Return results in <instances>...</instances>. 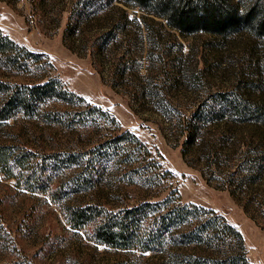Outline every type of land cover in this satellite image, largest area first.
Returning <instances> with one entry per match:
<instances>
[{"label":"rangeland","instance_id":"1","mask_svg":"<svg viewBox=\"0 0 264 264\" xmlns=\"http://www.w3.org/2000/svg\"><path fill=\"white\" fill-rule=\"evenodd\" d=\"M73 3L74 0H0V30L15 42L42 53L50 62L49 66L31 72L4 71L1 78L30 83L47 76L57 77L67 90L113 116L118 124L116 132H132L171 175L154 189H142L130 182L119 184L117 166L102 160L101 165L93 164L98 167L95 187L70 189L67 181L75 169L57 167L48 155L83 152L88 146L86 139L109 133L110 124L99 122L98 128H90L84 136L21 112L0 119V144L11 146L14 154L21 150L31 152L27 166H10V172L0 168V263L168 264L172 246L163 251L139 252L104 245L95 241L91 233L97 218L75 227L68 220V210L87 203L116 210L117 205L128 204L135 198L153 194L159 198L173 189L178 201L220 213L239 231L248 262L264 264V123L223 118L206 121L181 156L183 135L172 130L168 120L149 103L145 87L143 92L137 90L139 96L129 103L121 84L110 82L108 55L97 65L80 47L78 35L73 37L72 47L63 43L61 31ZM120 5L131 20L117 33V51L125 45L132 60L130 65L139 74L148 66L153 73L152 82H164L168 88L164 97L178 103L180 110L192 108L209 91L225 89L248 92L256 104L264 103V39L253 41L254 47L249 49L257 57H248L249 51L242 44L244 37L236 45L213 51L204 43L206 34H178L161 20L159 42L167 46L173 33L181 45L182 56L172 57L176 55L174 45L166 50L153 46L148 53L140 22L142 11L131 4ZM158 19L154 16V20ZM110 22L109 17L105 18L104 28ZM87 26L83 35H87ZM159 57L176 63L179 59L182 71H176V65L163 69ZM121 60H125L124 56ZM121 60L120 66L124 63ZM62 106L69 108L68 104L51 100L46 104L47 110ZM89 156L91 153L83 154L84 160ZM90 161L93 158L89 164ZM37 173L39 181L34 183L32 178ZM57 186L59 197L53 193Z\"/></svg>","mask_w":264,"mask_h":264},{"label":"trees","instance_id":"2","mask_svg":"<svg viewBox=\"0 0 264 264\" xmlns=\"http://www.w3.org/2000/svg\"><path fill=\"white\" fill-rule=\"evenodd\" d=\"M115 1L119 4L113 0H74L61 31V40L67 47H72L73 37L78 35L80 47L88 52L97 65L108 55L110 82L113 85L121 84L123 92L129 96V103L145 87L144 93L148 95L149 103L168 120L172 130L183 135L180 144L181 156L184 157L206 121L223 118L264 123V103L256 104L257 101L248 92L232 89L209 91L203 100L182 111L178 103L164 97L168 90L164 82H152L153 73L148 66L144 73L139 74L136 67L130 65L132 60L126 54L125 45L120 52L117 51V33L125 29L131 20L120 4H131L142 11L140 22L145 30L148 53L153 46L166 50L174 45L176 55L172 57L182 56L181 45L175 40L173 33L170 37L171 44L166 46L163 41L159 42L163 20L169 29L178 34H206L204 43L213 51L219 47L236 45L244 37L243 48L249 51L250 57L253 55L249 50L254 47L253 41L264 39V0ZM154 16L159 19L154 20ZM107 17L112 22L104 28L102 23ZM88 22L92 23L91 28L87 26ZM86 26L87 35H83ZM164 31L169 34L167 30ZM121 55L125 60H121ZM120 60L124 61L121 66ZM159 60L163 69L176 65V71H182L179 59L177 63L160 57ZM45 65L49 66L50 62L42 53L15 42L0 30V119L21 112L62 125L70 131L82 132L84 136L88 135L90 128L97 127L99 122L110 124L109 133H98L95 139H86L85 144L88 146L83 148V152L78 150L80 152L68 151L62 155L55 152L48 155L56 161L57 167L75 169L73 177L67 181V187L76 190L96 186L98 178L94 177L98 175V167L93 164L99 165L102 160L117 166L119 184L130 182L142 189H154L163 182L162 179L171 175L132 132L126 129L116 132L118 124L113 116L98 105L90 104L81 96L67 90L57 77L47 76L30 83L9 82L1 78L4 71H12V74L31 72L35 69L41 70ZM187 71L188 69L185 75ZM191 72L194 73V70ZM50 100L68 104L69 108L62 106L47 110L46 104ZM9 147L11 146L0 144V168L10 172V166H27L31 152L21 150L14 154ZM87 153H91V156L89 159L86 157L85 161L83 154ZM92 158L93 161L89 164ZM39 176L37 173L32 181L38 182ZM59 188L57 186L53 190L58 197ZM154 195L156 194L117 205L116 210L97 203L78 204L68 210V220L73 226L80 227L97 218L91 229L94 240L121 250L163 251L172 246L168 264H250L239 231L220 213L210 207L178 201L173 189L159 198Z\"/></svg>","mask_w":264,"mask_h":264}]
</instances>
